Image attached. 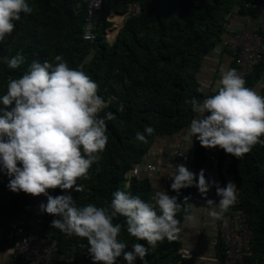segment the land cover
<instances>
[{
    "label": "trees",
    "instance_id": "obj_1",
    "mask_svg": "<svg viewBox=\"0 0 264 264\" xmlns=\"http://www.w3.org/2000/svg\"><path fill=\"white\" fill-rule=\"evenodd\" d=\"M33 8L31 14L21 13L15 21V29L0 42V97L7 94L10 79H17L28 71L33 61L56 63L62 55L70 68L81 70L98 84V95L108 100L107 107L98 114L105 118L113 113V120H106L108 143L100 153L98 163L89 170V179H79L83 191L51 189L53 196L71 194L77 206L94 204L108 207L117 190L139 196L156 207L155 180L147 172L135 175L128 184L126 173L134 165H142L160 136L176 135L190 127L198 114L190 101L198 102L215 92L202 89L200 73L206 57L215 45L226 36L232 17L244 14L245 0H104L94 41L84 38L86 4L83 0H27ZM138 3L140 12L131 11L119 30L116 39H107V29L118 26V13ZM257 7L251 12L253 20L261 19L264 0H255ZM108 29V30H109ZM252 29V28H251ZM263 38L264 22L254 29ZM113 31V30H111ZM21 53L25 63L19 68L8 67V60ZM235 64V63H234ZM236 64L232 69H236ZM264 76V51L247 77L246 87L255 89ZM264 96V88L261 91ZM155 129L152 135L146 127ZM145 133L147 142L136 139V133ZM264 139V136L261 137ZM209 159L208 149L198 140L195 152L189 161L190 171L198 175L205 170ZM219 178L226 186L228 177L237 185L238 200L232 206L243 209L249 216L253 231L251 250L244 264H264V145L256 144L240 158L226 153L219 147ZM170 179L163 191L178 196L182 204L176 214L178 228L186 216L191 215L192 199L199 191L193 185L179 193L171 189ZM9 177L0 171V227L3 235L0 245H7L8 237L15 238V219L30 211L29 194L13 192L8 187ZM189 202L184 205V198ZM187 209V210H185ZM158 210V208H157ZM59 217L48 214L46 228L58 239V252L53 264H94L86 254L88 241L78 236H68L51 221ZM113 223L122 225L118 239L127 244L125 251L140 243L148 249L144 260L137 257L135 264H208L196 257H182L179 253L182 242L165 238L156 247L147 240H138L126 229L125 218H114ZM217 247L219 264L225 263L223 244ZM116 264H127L123 257Z\"/></svg>",
    "mask_w": 264,
    "mask_h": 264
},
{
    "label": "clouds",
    "instance_id": "obj_2",
    "mask_svg": "<svg viewBox=\"0 0 264 264\" xmlns=\"http://www.w3.org/2000/svg\"><path fill=\"white\" fill-rule=\"evenodd\" d=\"M32 12L27 0H0V42L14 31L21 13ZM55 61H33L21 77L9 80L7 94L0 97V171L9 177L11 191L45 195L47 203L39 205L41 212L59 217L51 221L52 228L86 238L94 264H116L121 256L127 264H135L137 257L144 260L148 249L136 243L125 251L127 244L118 239L122 225L114 224V218L124 217L127 232L154 248L165 238H176L179 222L175 217L182 204L178 196L167 191L156 192V207L120 190L112 194L108 207L91 203L79 207L71 194H49V189L72 190L74 186L75 191H83L77 181L89 179L90 168L99 162L108 143L106 120L115 118L111 112L99 117L107 105L90 76L70 68L62 55ZM7 63L9 68H19L25 56L18 53ZM221 74L216 94L203 102L190 101L198 115L192 119L189 132L203 147L219 146L240 158L256 144L264 145V96L246 87L236 69L221 67ZM154 131L151 126L145 129L148 135ZM145 133L137 132L136 139L146 143ZM172 167L174 171L168 174L173 181L171 189L177 193L195 185L206 197L210 188L216 187L221 199L218 204L207 200L211 217L223 216L237 203L234 182L221 187L215 180L209 183L204 169L197 180L185 165ZM189 199L185 197L183 204Z\"/></svg>",
    "mask_w": 264,
    "mask_h": 264
},
{
    "label": "built area",
    "instance_id": "obj_3",
    "mask_svg": "<svg viewBox=\"0 0 264 264\" xmlns=\"http://www.w3.org/2000/svg\"><path fill=\"white\" fill-rule=\"evenodd\" d=\"M86 4V23L84 38L94 41L98 37L97 27L100 10L104 0H83ZM257 7L255 0H245L244 14L250 19L251 12ZM140 12V5L133 4V13ZM129 14V13H128ZM126 16L122 18L121 29ZM109 29V28H108ZM107 29V39L113 42L116 36L110 37ZM86 39V38H85ZM219 51H215V50ZM264 51L262 36L251 28H232L223 40H220L212 49L209 55L217 56L220 54L231 53L235 60L236 70L245 81L253 70L255 63L262 57ZM104 99V98H103ZM106 105L108 100L104 99ZM209 160L213 169H218V151L219 146L209 148ZM177 155L187 161L190 155L182 150L181 145H177ZM158 167L153 162H147L144 165L134 164L126 173L127 182L133 176L145 172H155ZM52 195L51 189L48 190ZM66 191V190H64ZM216 198L221 199L217 193ZM29 196L30 211L22 214L15 219V256L18 258V264H53L58 252V239L46 228L47 213L41 212L39 205L47 203L45 195ZM218 233L213 240V245L223 244L225 251L226 264H244L245 257L251 250L253 231L249 223V216L243 209H230L217 221ZM70 236V235H68ZM73 236V235H71ZM179 253L182 257H193V253L187 248H181ZM86 254L91 256L88 250ZM74 263V258H69V264Z\"/></svg>",
    "mask_w": 264,
    "mask_h": 264
},
{
    "label": "crops",
    "instance_id": "obj_4",
    "mask_svg": "<svg viewBox=\"0 0 264 264\" xmlns=\"http://www.w3.org/2000/svg\"><path fill=\"white\" fill-rule=\"evenodd\" d=\"M133 11V5H131L127 12L113 11L111 13V20L114 12L120 14L122 18L127 16L128 13ZM118 15L115 21H118ZM122 21V20H121ZM264 22V13L261 19L253 20L252 17L248 19L245 14L236 13L229 24L232 28H252L256 29ZM121 26V25H118ZM235 60L231 53L220 54L217 56L209 55L206 57L203 69L200 73L202 89L205 92H215L220 86L221 79V67L224 69H232L235 66ZM255 91L261 95V91L264 88V76L262 80L254 87ZM198 139L193 137L189 132V127L184 129L176 135L160 136L157 142L152 147L149 155L145 158V163L153 162L157 165L158 169L155 172H147L154 178L155 186L162 190L165 188L167 182L171 179L168 172L174 171L172 165H185L189 170V161L181 159L177 155V145H181L182 150L190 155L195 152ZM143 163L142 165H144ZM208 174L206 179L211 183L212 180L219 182L221 187V178H219V168L213 169L210 165V160L206 164ZM228 181L234 182L232 177H228ZM236 184V183H235ZM237 186V185H236ZM216 193V187L212 186L205 197L199 191L194 195L192 199L191 220H185L183 225L179 228L176 237L181 240L182 248L189 249L193 256L198 260L206 262L208 264H219L217 257V247L213 245V240L218 233L217 221L220 217H211L209 215V208L207 207V200L212 199L217 204L220 199L214 195ZM218 211V208H217ZM225 214V213H224ZM3 235V229L0 227V239ZM14 240L12 236L8 237L7 245H0V264H18L19 260L15 256Z\"/></svg>",
    "mask_w": 264,
    "mask_h": 264
},
{
    "label": "bare ground",
    "instance_id": "obj_5",
    "mask_svg": "<svg viewBox=\"0 0 264 264\" xmlns=\"http://www.w3.org/2000/svg\"><path fill=\"white\" fill-rule=\"evenodd\" d=\"M116 20V19H115ZM118 23V25H121V21H116ZM120 26H117L115 28H112V29H109L108 32H109V36L110 37H113L115 36V34L117 33V31L119 30ZM113 30V31H111Z\"/></svg>",
    "mask_w": 264,
    "mask_h": 264
},
{
    "label": "rangeland",
    "instance_id": "obj_6",
    "mask_svg": "<svg viewBox=\"0 0 264 264\" xmlns=\"http://www.w3.org/2000/svg\"><path fill=\"white\" fill-rule=\"evenodd\" d=\"M120 15V14H119ZM118 15V21H121L122 20V17Z\"/></svg>",
    "mask_w": 264,
    "mask_h": 264
}]
</instances>
